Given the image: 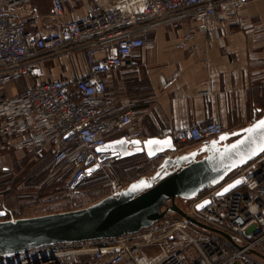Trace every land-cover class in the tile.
I'll list each match as a JSON object with an SVG mask.
<instances>
[{
	"label": "built area",
	"instance_id": "obj_1",
	"mask_svg": "<svg viewBox=\"0 0 264 264\" xmlns=\"http://www.w3.org/2000/svg\"><path fill=\"white\" fill-rule=\"evenodd\" d=\"M74 1L52 0L54 16L63 18ZM245 1L96 0L81 16L29 32L31 20L44 18L38 6L28 0H0V136L11 138L18 149L32 150L36 157L51 153L53 164L67 174L65 188L72 191L86 175L88 159L98 162L97 149L109 139L144 140L135 102L128 101L123 111L115 112L107 95V77L125 67L134 51L155 48L150 32L157 25L179 27L188 21L195 25L180 37L178 50L189 48L196 31L209 43L217 41L224 23L239 17ZM78 52L85 53V74L46 80V60H70ZM20 80L31 84L14 96L5 93ZM222 133L211 120L181 129L167 127L159 137L172 136L179 145H202ZM238 170L195 198L176 199L187 217L231 234L236 246L169 211L137 233L45 246L0 257V264H261L256 256L264 260V153ZM237 179L240 186L221 193ZM206 201L207 206L199 209ZM169 206L171 201L163 209ZM190 248L194 252H188Z\"/></svg>",
	"mask_w": 264,
	"mask_h": 264
},
{
	"label": "crops",
	"instance_id": "obj_2",
	"mask_svg": "<svg viewBox=\"0 0 264 264\" xmlns=\"http://www.w3.org/2000/svg\"><path fill=\"white\" fill-rule=\"evenodd\" d=\"M28 1L29 5L36 4L44 16L43 20L29 22L31 32L36 26L51 28L81 16L96 0H75L61 19L53 14L52 0ZM97 1L105 4V0ZM239 17L237 30H232L231 23H224L221 36L213 43L196 31L189 48L183 50L176 49L175 44L186 31L195 28L192 22H184L177 28L172 24L153 28L150 36L155 48L134 51L127 65L106 79L107 95L114 111L119 113L128 101H134L144 139L160 136L167 127L181 129L211 120L220 125L222 132L233 133L261 118L264 115V0H246ZM43 67L46 80L80 76L88 71L84 52L76 53L70 60L63 57L46 60ZM18 88H5V93L8 89L11 92L7 94L14 96L23 91ZM197 147L186 151L180 148L179 153ZM33 157L37 160L50 157L52 161L51 153L39 158L30 149L16 148L11 138L0 136V177L10 175L15 164H29L28 159L32 162ZM39 170L41 165H36L31 181L34 175L39 176Z\"/></svg>",
	"mask_w": 264,
	"mask_h": 264
},
{
	"label": "water",
	"instance_id": "obj_3",
	"mask_svg": "<svg viewBox=\"0 0 264 264\" xmlns=\"http://www.w3.org/2000/svg\"><path fill=\"white\" fill-rule=\"evenodd\" d=\"M179 150L180 145L172 136L133 141L121 137L108 141L97 149L101 154L97 163L90 166L94 159H88L87 174L98 171L104 162L112 159L145 155L149 160L164 156L163 161L154 175L142 177L126 189L89 207L18 219L6 218L8 212L0 210V257L10 258L56 244L114 239L137 233L160 221L169 211L221 234L236 246L231 234L187 217L176 199L195 198L263 154L264 115L243 129L233 133L223 132L216 139L189 152L180 154ZM142 184L147 186L134 189V186ZM240 184V179H237L221 193L226 194ZM169 201L172 205L163 209ZM207 204V201L202 203L199 209Z\"/></svg>",
	"mask_w": 264,
	"mask_h": 264
},
{
	"label": "rangeland",
	"instance_id": "obj_4",
	"mask_svg": "<svg viewBox=\"0 0 264 264\" xmlns=\"http://www.w3.org/2000/svg\"><path fill=\"white\" fill-rule=\"evenodd\" d=\"M235 19L231 20V27L234 28L232 30H237L239 27L240 17ZM169 38H171L170 35ZM25 82V80H20L6 88L14 89L18 86L19 90H24L31 84ZM8 89L7 93H10ZM189 146H183L181 151L190 150L194 146L199 147V144L194 143L193 147ZM143 156L145 155L137 156L134 160L126 162H117L116 159L108 160L101 165L98 174L89 180L90 183L68 192L58 190L64 186L67 174L61 172L50 157L49 160H42V158L37 160L33 157L32 162L30 161L32 159H28L29 164L27 162L15 164L10 175L0 177V201L2 202L0 210L8 212L6 218L14 216L25 218L23 216L33 217L85 208L84 206L126 189L132 181L142 176H152L164 157L159 156L157 159L143 162L145 159ZM35 164L41 165V169L44 167L47 171H43L41 176L34 175L35 179L31 181ZM18 181L23 184H17ZM178 201L181 206H185L180 199ZM188 252H194L193 248H190ZM256 258L264 264L263 259L258 256Z\"/></svg>",
	"mask_w": 264,
	"mask_h": 264
},
{
	"label": "trees",
	"instance_id": "obj_5",
	"mask_svg": "<svg viewBox=\"0 0 264 264\" xmlns=\"http://www.w3.org/2000/svg\"><path fill=\"white\" fill-rule=\"evenodd\" d=\"M192 144H194V143H181V145H180V148H182L183 146H185V145H192ZM139 156H142V155H139ZM137 156H134V157H131V158H128V159H124V160H117V162H126V161H131V160H134L135 158H136ZM145 159H144V161L143 162H145V161H151V160H149L146 156H143ZM157 159V158H156ZM158 167H159V165H158ZM43 171H47L46 170V168H42L41 170H39V175L41 176L42 175V172ZM157 171V170H156ZM239 171V170H238ZM237 170L236 171H234V172H232L229 176H227L226 178L228 179V178H230V177H232L233 175H235L237 172H238ZM155 173V172H154ZM98 174V171H96L95 173H92V174H90V175H86L77 185H76V187L74 188V189H76V188H79L80 186H84V185H86V184H88V183H90V181L89 180H91L95 175H97ZM154 175V174H153ZM142 177H144V176H142ZM141 177V178H142ZM225 178V179H226ZM140 179V178H139ZM66 180V179H65ZM65 180H64V183H65ZM136 180H138V179H136ZM136 180H134V181H136ZM55 181V180H54ZM134 181H132V182H134ZM131 182V183H132ZM130 183V184H131ZM55 185H57V183H55ZM89 186V185H88ZM86 189V188H85ZM60 192H66V189H65V186H62L60 189H58ZM209 190V188H207V189H205L203 192H201L200 194H203V193H205L206 191H208ZM199 194V195H200ZM108 196H111V195H108ZM108 196H106V197H108ZM106 197H104V198H106ZM104 198H102V199H104ZM101 199V200H102ZM100 200V201H101ZM99 202V201H98ZM95 203H97V201L96 202H94V203H91V204H89L88 206H84V207H89V206H91V205H93V204H95ZM81 208H83V207H81ZM23 217H26V216H23ZM11 218H15V219H18V218H22V217H11Z\"/></svg>",
	"mask_w": 264,
	"mask_h": 264
},
{
	"label": "bare ground",
	"instance_id": "obj_6",
	"mask_svg": "<svg viewBox=\"0 0 264 264\" xmlns=\"http://www.w3.org/2000/svg\"><path fill=\"white\" fill-rule=\"evenodd\" d=\"M28 86H29V85H28ZM28 86H27V87H28ZM27 87H26V88H27ZM26 88H25V89H26ZM25 89H24V90H25ZM119 138H121V137H113V138L109 139L108 141L116 140V139H119ZM108 141H107V142H108ZM127 141H128V140H127ZM96 163H97V162H96ZM94 164H95V163H94V161H93L92 164H91L90 166H92V165H94ZM88 167H89V166H87V168H88ZM86 175H89V174H87V171H86ZM86 175H85V176H86ZM85 176H84V177H85ZM84 177H83V178H84ZM83 178H82V179H83ZM82 179H81V180H82ZM81 180H80V181H81ZM80 181H79V182H80ZM79 182H78V183H79ZM78 183H77V184H78ZM77 184H76V185H77ZM76 185H75V187H76ZM75 187H74V188H75ZM73 190H74V189H73ZM171 205H172V203H171ZM46 215H47V214H46ZM33 217H34V216H33Z\"/></svg>",
	"mask_w": 264,
	"mask_h": 264
},
{
	"label": "snow or ice",
	"instance_id": "obj_7",
	"mask_svg": "<svg viewBox=\"0 0 264 264\" xmlns=\"http://www.w3.org/2000/svg\"><path fill=\"white\" fill-rule=\"evenodd\" d=\"M145 186H147V185H138V186H134V189L136 188V187H145Z\"/></svg>",
	"mask_w": 264,
	"mask_h": 264
}]
</instances>
